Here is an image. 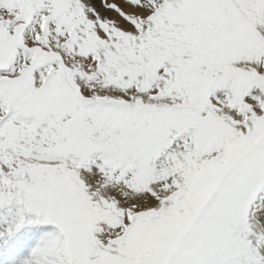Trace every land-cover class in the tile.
<instances>
[{
	"label": "snow or ice",
	"instance_id": "1",
	"mask_svg": "<svg viewBox=\"0 0 264 264\" xmlns=\"http://www.w3.org/2000/svg\"><path fill=\"white\" fill-rule=\"evenodd\" d=\"M0 264H264V0H0Z\"/></svg>",
	"mask_w": 264,
	"mask_h": 264
}]
</instances>
